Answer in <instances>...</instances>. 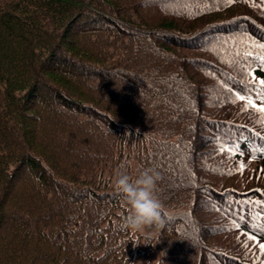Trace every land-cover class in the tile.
<instances>
[{
	"label": "trees",
	"instance_id": "16d2710c",
	"mask_svg": "<svg viewBox=\"0 0 264 264\" xmlns=\"http://www.w3.org/2000/svg\"><path fill=\"white\" fill-rule=\"evenodd\" d=\"M259 44L264 0H0V264H264ZM149 168L158 238L100 174Z\"/></svg>",
	"mask_w": 264,
	"mask_h": 264
},
{
	"label": "clouds",
	"instance_id": "9594fccd",
	"mask_svg": "<svg viewBox=\"0 0 264 264\" xmlns=\"http://www.w3.org/2000/svg\"><path fill=\"white\" fill-rule=\"evenodd\" d=\"M160 174L155 169H144L133 180L125 172L116 179V189L130 206V214L124 218L125 226L134 232H148L159 237L165 224L164 205L156 195ZM155 229L154 232L151 230Z\"/></svg>",
	"mask_w": 264,
	"mask_h": 264
},
{
	"label": "rangeland",
	"instance_id": "374dc122",
	"mask_svg": "<svg viewBox=\"0 0 264 264\" xmlns=\"http://www.w3.org/2000/svg\"><path fill=\"white\" fill-rule=\"evenodd\" d=\"M262 118V116L260 115V119ZM49 157H46L45 159L47 160ZM51 161V160H49ZM100 172V171H99ZM100 174L102 175L101 176V179H102V182L107 185L108 187H111L113 188L115 186L114 184V181H116V174L115 173H104V172H100ZM102 185V184H101ZM103 186V185H102ZM130 212V211H129ZM172 212L171 210H167L166 213L170 214ZM130 214V213H129ZM169 216V215H168ZM136 233H141V234H144V231H137ZM146 247V244L143 243L142 245H140L138 248H137V252L140 254V253H143L144 252V255L142 257L144 258H141L137 261V263H140V264H143V263H159V264H170L168 262H166L161 253L159 251H155V250H150L149 252H146L148 249L145 248ZM133 251H136V250H133ZM252 256H254L255 259H257L259 257L260 254H254V252H252L251 254Z\"/></svg>",
	"mask_w": 264,
	"mask_h": 264
},
{
	"label": "snow or ice",
	"instance_id": "6c2138e0",
	"mask_svg": "<svg viewBox=\"0 0 264 264\" xmlns=\"http://www.w3.org/2000/svg\"><path fill=\"white\" fill-rule=\"evenodd\" d=\"M233 2H235V0H226V3H228V4H231ZM205 6H207V5H205ZM257 47H259L261 49L260 60H261L262 64H264V44H259V45H257ZM247 55H251V53L249 52V53H247ZM258 83L261 85L262 89H264V80H259ZM259 97L262 100V103L259 106H257L250 97L238 95L236 98L238 100H246V102H247L246 107L255 108L256 111L260 112L262 114V117H264V91L259 93ZM245 110H246V108H245ZM262 122H264V120H262ZM221 150L226 151L227 149H221ZM243 168H244V165L241 164L239 170L242 171ZM249 239H255V237H249ZM259 248H260L261 252L264 253V243H260Z\"/></svg>",
	"mask_w": 264,
	"mask_h": 264
}]
</instances>
